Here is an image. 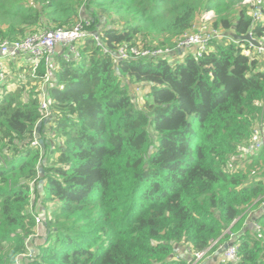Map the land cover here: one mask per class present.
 <instances>
[{"label": "trees", "instance_id": "1", "mask_svg": "<svg viewBox=\"0 0 264 264\" xmlns=\"http://www.w3.org/2000/svg\"><path fill=\"white\" fill-rule=\"evenodd\" d=\"M211 11L213 29L264 41V20L236 0H0L1 39L79 22L91 33L81 61L59 54L54 79L42 63L0 100V264H189L214 241L241 245L228 264H264L244 226L264 199V154L236 168L264 117L262 64L241 53L250 44L214 41L184 61L112 56L139 41L173 46ZM147 89L140 107L133 96ZM35 200L61 205L44 245L32 239Z\"/></svg>", "mask_w": 264, "mask_h": 264}, {"label": "built area", "instance_id": "2", "mask_svg": "<svg viewBox=\"0 0 264 264\" xmlns=\"http://www.w3.org/2000/svg\"><path fill=\"white\" fill-rule=\"evenodd\" d=\"M243 2L251 7V14L255 22L264 20V0H243ZM213 14L212 11L205 13L202 20L198 24L196 23L191 31L185 34L179 41L175 42L173 46H169L173 48L179 42L175 50H172V48L155 49L154 47H147L139 43L131 47L122 46L118 49L117 54L112 53V56L118 62L144 58L165 59L171 57L175 59L177 57L182 58L187 54H192L195 59H201L211 48V43L214 41L231 40L232 38L226 33L212 28L215 18L210 17H213ZM210 21H212L211 24ZM86 26L87 23L83 24L79 22L66 29H44L43 31L31 33L20 40L10 41L9 39L5 40L0 38V99L5 92L10 93L15 89V76L11 74L12 69L9 67L11 65L13 68L24 66V68L28 69V74L35 78L34 75L40 68V65L44 63L46 66L44 80L45 83H48L56 76L57 64L55 60L57 55L63 53L64 58L69 62H72L71 60L81 61L80 48L91 35L86 30ZM94 37L96 41L100 40L99 36ZM259 43L261 44L259 48L249 43L250 46L248 48L243 47L241 53L246 57L258 59L262 64V71L264 72V41H259ZM179 52H181L180 56ZM43 87L44 83L42 84ZM42 109L47 113L49 112L48 104L45 101V94L43 95ZM252 138L249 150L250 152L254 151L253 157L264 154V117L261 118L255 127ZM32 146H35L34 142ZM261 205L263 207L262 209H264V199ZM254 212L255 210H251L250 214L254 216L256 213ZM252 220L253 217L251 219L247 218L244 226L253 224L252 231H254L257 240L261 241L264 246V229L256 220ZM36 224V232L39 236L33 241L36 244L44 245L45 242H41L40 240V230L44 227V220L38 217L36 218ZM227 234L231 238L236 236L231 232H227ZM226 244H228L227 248H225ZM218 254V264L238 263L241 255V245L231 243L230 241L219 245V241H214L208 249L194 253L192 261L194 264L207 263ZM24 257L30 258L27 255Z\"/></svg>", "mask_w": 264, "mask_h": 264}, {"label": "rangeland", "instance_id": "3", "mask_svg": "<svg viewBox=\"0 0 264 264\" xmlns=\"http://www.w3.org/2000/svg\"><path fill=\"white\" fill-rule=\"evenodd\" d=\"M244 5H246V3H244L243 2V0H236V7H238V6H244ZM249 6V5H248ZM214 14H213V17L211 16L210 18H216V13L214 12V11H212ZM207 13V12H206ZM205 14V13H204ZM201 18V17H200ZM199 18V19H200ZM203 18V17H202ZM202 18L199 20V21H201L202 20ZM213 19H212V21H213ZM2 20H3V18L0 20V22H2ZM215 20V19H214ZM199 21H197V24L199 23ZM212 21H210V24L212 23ZM103 22H105V21H103ZM106 23V22H105ZM6 29V26L5 25H3L1 28H0V30H3V29ZM31 31H29L24 37H26L27 35H29V34H31L30 33ZM24 37H22V38H24ZM1 38V37H0ZM22 38H20V39H22ZM20 39H18V40H20ZM6 40V39H5ZM138 43H142L141 41H139ZM153 44V43H152ZM153 45H155V44H153ZM179 45V42L172 48V47H167V48H172V50H175L176 48H177V46ZM156 46H159L158 44L156 45ZM180 61H184V59H181ZM177 62V61H176ZM12 70H11V74L12 75H14L15 76V82L17 83V86L18 87H21L22 86V84H25V83H27V80H31V79H33V77L32 76H30L29 74H28V69L27 68H24V66H22V67H17V69L16 70H14L13 69V66L11 65V66H9ZM22 79H26V81H24V82H22ZM15 87H16V84H15ZM31 87V86H30ZM148 91H149V89H147V90H144L143 92L141 91V93L140 92H136L135 94H134V96H133V98H134V102L138 105V106H143L144 104H145V101H146V96H147V94H148ZM132 95H133V93H132ZM1 100V99H0ZM27 98H26V96H25V100H23L24 102H27ZM51 134L50 135H45V137L44 138H47L46 140L48 141V142H51ZM34 143H35V146H33V148H37V146H38V140H36V141H34ZM58 143V139L55 141V144H57ZM55 144H54V147H55ZM253 154H254V151L253 152H250V150H247V153H244L243 155H242V157L241 158H239L238 159V161H237V163H236V168H239V169H242V168H245L246 166H249V165H251V164H254L253 162ZM58 155V154H57ZM57 155L55 156V158L57 157ZM42 188V190H43V187H42V183H41V187H39L38 189H36L35 191L36 192H39V190ZM42 190H40V193H41V191ZM40 205H41V201H36L35 200V203H34V205L30 208V210L32 211V212H34V213H38V212H40V209H41V212H42V215H41V212H40V215H38V217H40V218H42L43 220H44V227L40 230V233H41V238H40V240H41V242H46V238H47V229H46V224H45V220H46V217L47 218H50L51 217V215L53 214V212H55L61 205L58 203V202H53V203H50V204H48L47 206H46V208L45 209H43L42 210V208L40 207ZM259 206V205H258ZM263 207H262V205L261 206H259V207H257V205H256V207H255V212H259L261 209H262ZM250 212H251V209L249 208L244 214L247 216V218L248 219H251L252 217H253V214H250ZM254 212V213H255ZM227 233V232H226ZM37 236H39L38 234H37V232H36V235L33 237V240H35V238L37 237ZM256 240H257V238H256ZM34 244H36L35 242H34ZM36 246V245H35ZM32 248H33V250L32 251H30V253H28L27 254V256L28 257H30V258H35V254H36V252H35V248L32 246ZM254 251L256 252V254L258 255V257L259 258H263V256H264V252H263V245H260L259 247H254ZM187 252L188 253H191V252H189L188 250H187ZM189 264H194V262L192 261V262H190Z\"/></svg>", "mask_w": 264, "mask_h": 264}, {"label": "water", "instance_id": "4", "mask_svg": "<svg viewBox=\"0 0 264 264\" xmlns=\"http://www.w3.org/2000/svg\"><path fill=\"white\" fill-rule=\"evenodd\" d=\"M232 37H233L234 40L237 41V42H248V43H251L252 45H254V46L257 47V48H259V47L261 46V44L259 43V41H257L256 39H254V38L252 37L251 34H248V35H246V36H244V37H240V36H237V35H235V34H232ZM179 53L181 54V52H179ZM42 124H43L42 122L39 123L38 127L41 128ZM40 144H43V140H40ZM39 171H40L41 173L44 172L43 169H40ZM253 227H254L253 224L250 225V226H249L250 230H253ZM227 247H228V244L225 245V248H227ZM28 249H29L30 251L33 250L32 246H28Z\"/></svg>", "mask_w": 264, "mask_h": 264}, {"label": "crops", "instance_id": "5", "mask_svg": "<svg viewBox=\"0 0 264 264\" xmlns=\"http://www.w3.org/2000/svg\"><path fill=\"white\" fill-rule=\"evenodd\" d=\"M261 154H259L258 156L253 157V160H256Z\"/></svg>", "mask_w": 264, "mask_h": 264}, {"label": "clouds", "instance_id": "6", "mask_svg": "<svg viewBox=\"0 0 264 264\" xmlns=\"http://www.w3.org/2000/svg\"><path fill=\"white\" fill-rule=\"evenodd\" d=\"M121 47H122V46H121ZM180 55H181V54L179 53V56H180ZM175 59H179V58L177 57V58H175ZM175 59H173V60H175ZM181 59H183V57H182ZM181 59H180V60H181Z\"/></svg>", "mask_w": 264, "mask_h": 264}]
</instances>
